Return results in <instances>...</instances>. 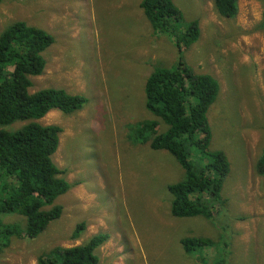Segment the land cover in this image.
I'll return each mask as SVG.
<instances>
[{"label":"rangeland","instance_id":"1","mask_svg":"<svg viewBox=\"0 0 264 264\" xmlns=\"http://www.w3.org/2000/svg\"><path fill=\"white\" fill-rule=\"evenodd\" d=\"M174 2L183 15L181 27L197 19L201 28L183 55L174 37L155 32L138 0L96 2L95 12L84 16L90 35L53 34L54 43L42 53L44 72L31 76L30 91L55 87L87 98L81 109H53L38 120L61 126L52 159L72 187L56 199L63 207L60 218L36 238L13 236L0 248V264H37L41 253L82 244L101 232L109 239L97 250L98 264H213L220 258L225 264H264V176L257 170L264 153V0H238L233 18L218 14L213 0ZM76 3L65 0L62 6ZM37 14L39 20L23 0H1L0 33L12 22L29 24L23 18L44 23L54 12L43 6ZM181 56L220 83L207 113L210 148L226 153L230 172L221 191L225 204L212 218L172 215L168 186L184 179V168L167 150L135 144L129 131L159 119L146 108L147 78L157 68L178 65ZM159 121V130L166 131L168 125ZM2 218L26 224L14 213ZM80 223L85 227L75 237ZM184 237L212 243L191 255Z\"/></svg>","mask_w":264,"mask_h":264},{"label":"trees","instance_id":"2","mask_svg":"<svg viewBox=\"0 0 264 264\" xmlns=\"http://www.w3.org/2000/svg\"><path fill=\"white\" fill-rule=\"evenodd\" d=\"M213 3L225 18L238 13V0ZM141 7L155 32L174 37L181 55L200 38L197 19L181 27L183 15L174 0H141ZM261 25L264 29V8ZM54 40L45 29L23 20L12 22L0 33V248L8 246L13 236L33 239L44 232L63 213L56 199L72 187L52 159L59 146L61 126L38 120L53 109L64 113L81 109L87 98L55 87L30 91L31 76L44 72L46 59L42 53ZM179 60L172 68L155 69L145 85L146 108L168 129L161 132L159 119H152L133 125L129 131L134 130L135 144L149 143L153 149L167 150L184 168V179L168 186L172 215L212 218L225 204L221 191L230 172L226 153L210 148L207 113L220 93V83L210 73L193 70L182 56ZM18 121L26 123L14 130L6 128ZM257 170L264 176V153ZM10 213L24 216L25 226L5 222L2 215ZM84 227L83 223L77 226L75 237ZM108 239L109 234L101 232L79 245L58 246L41 253L37 264H98L97 250ZM181 243L192 255L212 242L206 237H184ZM213 264H225L224 258Z\"/></svg>","mask_w":264,"mask_h":264},{"label":"crops","instance_id":"3","mask_svg":"<svg viewBox=\"0 0 264 264\" xmlns=\"http://www.w3.org/2000/svg\"><path fill=\"white\" fill-rule=\"evenodd\" d=\"M65 0H23L35 10L36 19L39 20L37 10L40 7H48L54 12L52 16L46 17L44 23H39L34 26H42L52 35H74V34H87L90 35L92 30L86 26V23L90 26V20L84 19L85 15H90L95 12L94 4L100 2L103 4V0H77L75 6L68 9H64L62 4ZM19 2V1H18ZM22 2V1H21ZM138 4L141 7V0H138ZM25 5V3H24ZM143 10V9H142ZM144 12V11H143ZM145 14V13H144ZM28 15V14H27ZM141 15V13H138ZM28 21L29 24L32 22L30 19L23 18ZM32 25V24H30ZM59 29V30H58ZM57 43V39L55 44Z\"/></svg>","mask_w":264,"mask_h":264}]
</instances>
